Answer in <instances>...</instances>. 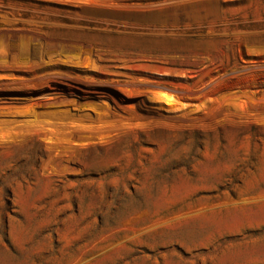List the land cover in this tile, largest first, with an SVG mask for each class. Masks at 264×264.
Instances as JSON below:
<instances>
[{
	"label": "rangeland",
	"instance_id": "374dc122",
	"mask_svg": "<svg viewBox=\"0 0 264 264\" xmlns=\"http://www.w3.org/2000/svg\"><path fill=\"white\" fill-rule=\"evenodd\" d=\"M0 264H264V0H0Z\"/></svg>",
	"mask_w": 264,
	"mask_h": 264
}]
</instances>
